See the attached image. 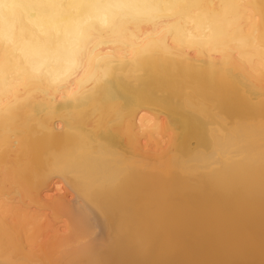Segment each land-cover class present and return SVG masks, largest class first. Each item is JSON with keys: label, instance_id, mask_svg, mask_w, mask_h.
I'll return each mask as SVG.
<instances>
[{"label": "bare ground", "instance_id": "bare-ground-1", "mask_svg": "<svg viewBox=\"0 0 264 264\" xmlns=\"http://www.w3.org/2000/svg\"><path fill=\"white\" fill-rule=\"evenodd\" d=\"M0 264H264V0H0Z\"/></svg>", "mask_w": 264, "mask_h": 264}, {"label": "rangeland", "instance_id": "rangeland-1", "mask_svg": "<svg viewBox=\"0 0 264 264\" xmlns=\"http://www.w3.org/2000/svg\"><path fill=\"white\" fill-rule=\"evenodd\" d=\"M100 229H98L97 231H99Z\"/></svg>", "mask_w": 264, "mask_h": 264}]
</instances>
